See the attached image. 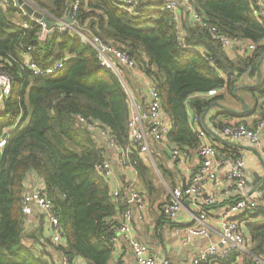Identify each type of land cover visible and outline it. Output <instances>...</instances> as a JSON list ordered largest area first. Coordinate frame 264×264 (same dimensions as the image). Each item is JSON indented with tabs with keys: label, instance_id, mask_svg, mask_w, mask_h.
<instances>
[{
	"label": "trees",
	"instance_id": "1",
	"mask_svg": "<svg viewBox=\"0 0 264 264\" xmlns=\"http://www.w3.org/2000/svg\"><path fill=\"white\" fill-rule=\"evenodd\" d=\"M31 1L55 19L65 16L71 3ZM133 1L128 11L118 0H88L78 11L74 29L55 31L43 40L35 22L22 29V22H27L22 13L12 5L0 6V67L12 78L11 93L0 114V137L11 130L0 152V264H53L23 244L21 200L27 177L32 175L44 183L57 209L64 230L63 254L87 264H108L111 257L109 223L120 208L111 201L107 181L95 171L103 150L79 119L107 128L126 148L129 103L118 79L99 66L94 50L79 42L77 31L123 48L136 61L158 90L171 122L169 140L182 150L197 147L187 108L201 117L217 99L216 95L211 100L196 95L222 88L233 95L239 78L247 73L254 76V57L264 51V26L252 10L254 0L192 1L208 26L256 46L251 58L238 57L233 62L207 29L182 24L178 33L174 15L157 0ZM27 47L37 66L62 61L63 68L52 75H34L24 66ZM245 91L257 109L258 98L264 97V79ZM223 147L220 155L230 148ZM129 154L143 189L152 190V175L145 163L136 152ZM260 213L264 214L262 209L256 211ZM248 233L252 253L261 255L264 224L249 225ZM237 258L234 254L222 264H239ZM241 264H253V260L244 258Z\"/></svg>",
	"mask_w": 264,
	"mask_h": 264
},
{
	"label": "built area",
	"instance_id": "2",
	"mask_svg": "<svg viewBox=\"0 0 264 264\" xmlns=\"http://www.w3.org/2000/svg\"><path fill=\"white\" fill-rule=\"evenodd\" d=\"M19 1L22 4H19ZM192 1L157 0L164 10L174 15L177 24L175 30L178 33H180V27L177 15L180 5H183L190 15L191 22L203 29H207L211 39L217 42L223 50L229 51L233 47H240L246 49V53L249 55L256 50L254 44L234 40L204 23L194 10ZM118 2L121 3L120 7L131 11L134 1L118 0ZM9 5L18 9L27 20V22H22L20 25L22 29L27 28L28 22H35L40 27L38 36L43 40L55 31L61 34L67 30L74 29L78 11L81 7L88 5V0H71L68 13L61 19L53 18L31 0H0L1 7ZM24 6L30 7L34 13L40 14L45 20L55 24L58 23L60 26L47 29L46 23L41 19L28 15L23 8ZM252 10L256 18L264 24V0H254ZM68 17L72 20V23L65 22ZM76 33L81 44L88 45L94 50L99 66L109 70L118 79L127 96L129 103V118L127 122L128 146L127 148H123L107 128L98 123L89 122L83 118L79 119V123L103 140L105 146L113 151L117 163L121 167H127L126 158L131 151L136 152L141 158L149 157L150 143L153 142L156 145L162 146L164 151H167V155L174 166L179 171H183L188 158V152L169 141L171 123L168 122V118L161 105L160 95L151 79L144 74L136 61L123 48L108 43L97 36H88L82 30ZM187 50L191 51L192 49L189 48ZM30 51L31 48L27 47L24 53V59H26L24 66L32 71L34 75H52L57 70L63 68L62 61L54 65L37 66L29 58ZM127 72H140L146 76L144 79L145 103H139L134 100L125 79ZM11 89L12 78L5 74L0 67V114L3 112L4 101L10 95ZM215 95V90L208 91L205 94L206 97H213ZM192 121L191 128L196 133L199 141L196 150L197 166L194 170L188 172L184 186L168 189L167 197L161 205L160 212L168 221L175 224L184 214L191 216V221L193 222L191 225L176 229V235L180 239L181 247H187L197 239L209 238L212 231L216 233V242L200 249L189 264H222L223 261L234 254L237 255V261L241 264L243 257L249 254L245 237L246 220H248L246 218L261 209V202L264 198L263 194L261 191H256L253 196L246 195L247 180L245 171L247 160L245 156L235 151H227L225 154H219V157L218 153H220L219 150L224 149L223 145L222 149L218 150L216 145L209 140L207 133L199 128L198 119L194 118ZM263 129L264 106L262 114L254 127L250 128L243 124H228L221 128L220 135L224 140L235 144L246 139L250 145L255 147L260 143V135ZM10 131V129L5 130L3 133L5 137H0V152L9 137ZM96 143L100 149L103 148L99 141ZM231 149L229 148V150ZM148 163L150 165L152 160H148ZM223 165H226L229 170L228 177L233 186L229 191L218 193L217 188L220 186L218 170ZM95 171L107 181L109 187L111 186V201L116 207L120 208V213L114 216L109 223V229L113 233V237L111 238L112 245L121 236L126 240L134 264H160L162 262L160 255L154 252L149 245L137 240L133 234V210L136 209L144 213L147 208L146 198L142 191L139 189L135 190L134 186H129L126 193H122L119 186H113V182L115 181L114 171L111 164L104 159V156L103 160L95 165ZM229 194L236 197V199L232 203L223 205L221 215L215 219L216 224L212 226L209 208L225 203L226 196ZM21 213L24 221L23 228L24 223L33 218L41 220L46 226L45 233L48 242L45 243V248H47L52 259H56L58 264H74L70 257L64 255L62 251V248L66 245L64 230L60 223L57 209L49 198L44 183L35 175L27 177L21 200ZM214 227L216 228L213 229ZM251 259L253 260V264H264V253ZM119 264H127V262L121 261Z\"/></svg>",
	"mask_w": 264,
	"mask_h": 264
},
{
	"label": "crops",
	"instance_id": "3",
	"mask_svg": "<svg viewBox=\"0 0 264 264\" xmlns=\"http://www.w3.org/2000/svg\"><path fill=\"white\" fill-rule=\"evenodd\" d=\"M179 22L178 25L181 28L182 24H186L189 27H199L196 24H193L190 19L189 13L185 10L183 5H180L178 15ZM263 24V23H262ZM264 26V24H263ZM245 41V40H244ZM248 42V41H246ZM264 42V41H263ZM250 43V42H248ZM225 51V50H224ZM246 49L240 47H233L229 51H225V54L228 58L231 59L233 62L238 57L244 58L246 55ZM247 57H252L253 53ZM250 57V58H251ZM254 67H255V74L253 77H249L248 73L244 74L246 76H242L239 78L237 83L235 84L236 87L233 90V95L228 94L226 88H222L216 91V96L213 98H217L216 101L211 103L205 111H207L205 117V126L206 128L216 135L220 136V130L223 126L228 124H243L247 127H254L257 120L262 114V109L264 106V97L258 98V108H255V101L254 98L247 93L245 90L247 87H253L259 84L262 79H264V51L258 53L256 57H254ZM145 75L143 73H130L127 72L125 74V79L129 90L136 102L145 103L146 102V92H145ZM221 77L225 79V76L222 74ZM200 99L211 100L213 98L206 97L205 95H196ZM248 107V115H240L234 112H242L244 106ZM204 111V113H205ZM232 111V112H231ZM187 118H188V125L190 128L192 127V120L194 118L198 119L199 128L204 130L207 133V136L211 142L216 145L217 148V141L214 140L212 135L208 133L202 123L201 117H196L193 111L188 107L187 108ZM203 113V114H204ZM245 113V114H246ZM168 118V117H167ZM168 122L170 120L168 119ZM171 123V122H170ZM192 130V128H191ZM192 132L196 133L192 130ZM94 137L96 142H100V145L103 147V156L104 159L107 160L113 169L114 174V182L113 186H119L122 190V193H126L127 188L129 186H134V189H139L144 194L147 202V208L144 213L137 211L136 209L133 210L132 214V228L133 234L137 240L142 243H145L150 246L154 252L160 255L162 262L160 264H189L191 259L208 244L214 243L217 240V235L214 231L210 234L209 238L206 239H197L193 243H191L187 247L180 246V239L176 235V229L181 228L182 226L191 225L193 222L191 221V216L189 214H184L181 216V219L175 224L168 221L160 212L161 205L164 203L168 189H172L175 187H182L186 184L187 175L190 170H194L197 166L198 160L196 158V150L199 144L197 140V147L196 149L187 150L188 158L186 160L185 167L183 171H179L176 166L170 161V158L167 155V151H164L162 146L156 145L153 142L150 143V154L147 158H141L138 154L137 156L145 163L147 169L150 171L152 175L151 180V187L152 190L147 191L143 189L141 180L134 168V164L129 161L128 157L130 154L127 155L126 162L127 167H121L117 163L116 156L113 151L109 150L103 140L96 135L94 132ZM170 141V140H169ZM171 142V141H170ZM172 143V142H171ZM173 145L178 146L176 143H172ZM236 144L242 146L243 148H255L257 152L261 155L264 162V129L260 135V143L258 146L253 147L249 144L246 139H243ZM128 146V144H127ZM179 147V146H178ZM125 148V147H123ZM127 148V147H126ZM180 148V147H179ZM235 149L232 148L231 150H227L228 152L235 151L238 154H242L245 156L247 160V168L245 171L246 180H247V188H246V195L253 196L256 191H261L264 197V182L262 183L261 187L256 191H252L253 187L251 186L252 182L255 180V176H259L262 178L264 176V169L260 164L257 156L246 150V149ZM219 150V148H217ZM220 153H218L219 155ZM220 157V155H219ZM149 158V159H148ZM152 160V163L149 165L148 160ZM229 170L226 165H223L218 170V180L220 182V186L217 188V192H225L229 191L233 184L229 180L228 177ZM156 178V182L154 181V177ZM37 180V179H36ZM34 180V181H36ZM161 184L162 186H158L157 184ZM111 188V186H110ZM236 197L229 194L226 196L225 203L215 205L209 208L211 218L210 221L212 222V226H214L215 219L221 215V211L223 209V205L232 203ZM261 209L264 213V198L261 202ZM246 219V242L249 249V254L245 255L243 259H251L257 255L252 253V241L250 240V236L248 233V226H261L264 224V214H251ZM167 225V226H166ZM167 227V228H166ZM46 226L43 224L41 220L36 219H29L24 223V245L35 251L37 255L49 260L53 264H58L56 259H52L45 248V243L48 242L46 239L45 233ZM214 227L213 229H215ZM26 237V238H25ZM121 261H126L127 264H134V260L131 254V251L128 248L126 240L119 236L118 240L113 243L112 245V253L108 264H119ZM74 264H87L82 259H76L73 261Z\"/></svg>",
	"mask_w": 264,
	"mask_h": 264
},
{
	"label": "water",
	"instance_id": "4",
	"mask_svg": "<svg viewBox=\"0 0 264 264\" xmlns=\"http://www.w3.org/2000/svg\"><path fill=\"white\" fill-rule=\"evenodd\" d=\"M19 4H22V2L19 1ZM23 8H24L25 12L28 15H31V16H33L36 19H41L42 21H44L46 23L47 29L60 26L58 23L55 24V23H52V22H49V21L45 20L40 14L34 13L33 10L30 7H28V6H24ZM65 22L66 23H72V20H70L69 17H68L65 20ZM207 111H205V113L202 115V117H201V123H202L204 129L208 133H210L212 135V137L214 138V140L217 141L218 143H220L221 145L226 146V147L235 148V149H242L243 148L242 146H240L238 144H235V143L228 142V141L224 140L222 137L216 135L215 133L210 132L206 128L204 121H205V117H206ZM247 111H248V107L245 105L244 108H243V110H242V112H234V113L242 115V114H245ZM2 137L4 138L5 135L3 134ZM243 149H246V150L254 153L257 156L258 160L260 161V164L262 165V167L264 169L263 158L261 157V155L257 152V150L255 148H243ZM263 182H264V176L262 178H259V176L256 175L255 176V180L251 184V186L253 187V190L252 191L254 192L257 189H259L261 187V185H262Z\"/></svg>",
	"mask_w": 264,
	"mask_h": 264
},
{
	"label": "rangeland",
	"instance_id": "5",
	"mask_svg": "<svg viewBox=\"0 0 264 264\" xmlns=\"http://www.w3.org/2000/svg\"><path fill=\"white\" fill-rule=\"evenodd\" d=\"M218 146H217V148H219V149H222V145L221 144H217ZM154 177V176H153ZM154 181L156 182V178L154 177ZM158 186H162L161 184H157ZM167 226V225H166ZM167 228V227H166Z\"/></svg>",
	"mask_w": 264,
	"mask_h": 264
}]
</instances>
